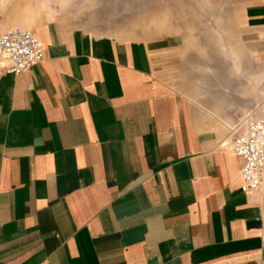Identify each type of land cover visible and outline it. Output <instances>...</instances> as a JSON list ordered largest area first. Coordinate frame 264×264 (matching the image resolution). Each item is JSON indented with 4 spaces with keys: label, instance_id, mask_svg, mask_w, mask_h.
Here are the masks:
<instances>
[{
    "label": "crops",
    "instance_id": "0c3cea01",
    "mask_svg": "<svg viewBox=\"0 0 264 264\" xmlns=\"http://www.w3.org/2000/svg\"><path fill=\"white\" fill-rule=\"evenodd\" d=\"M228 1L243 55L219 63L55 21L45 60L0 59V264H264V169L244 192L233 147L264 119V0Z\"/></svg>",
    "mask_w": 264,
    "mask_h": 264
},
{
    "label": "rangeland",
    "instance_id": "374dc122",
    "mask_svg": "<svg viewBox=\"0 0 264 264\" xmlns=\"http://www.w3.org/2000/svg\"><path fill=\"white\" fill-rule=\"evenodd\" d=\"M228 0H0L11 5L12 17L25 13L35 32L36 24L55 21L66 30L88 31L117 39L152 41L169 34L184 38L188 54L194 58H216L234 55L238 50ZM14 10H18L15 12ZM20 10V11H19ZM23 16V18H24ZM29 26V27H28ZM6 30V29H5ZM234 53V54H233ZM196 70L206 69L194 62ZM214 67V65H209ZM263 119V118H261Z\"/></svg>",
    "mask_w": 264,
    "mask_h": 264
},
{
    "label": "built area",
    "instance_id": "2783aa9c",
    "mask_svg": "<svg viewBox=\"0 0 264 264\" xmlns=\"http://www.w3.org/2000/svg\"><path fill=\"white\" fill-rule=\"evenodd\" d=\"M8 61L5 70L20 74L46 58L40 38L31 30L14 26L0 33V59ZM234 153L241 159L240 177L244 192H257L264 169V119L245 116V131L234 141Z\"/></svg>",
    "mask_w": 264,
    "mask_h": 264
}]
</instances>
